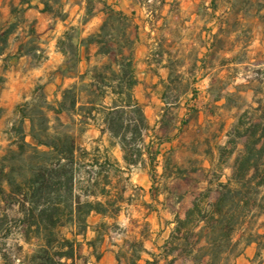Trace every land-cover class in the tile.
<instances>
[{"label":"rangeland","instance_id":"374dc122","mask_svg":"<svg viewBox=\"0 0 264 264\" xmlns=\"http://www.w3.org/2000/svg\"><path fill=\"white\" fill-rule=\"evenodd\" d=\"M124 50L134 55L145 145L160 152L154 169H127L101 119L88 117L101 101L90 84ZM263 117L264 0H0V264H43L49 234L24 210L39 202L43 168L57 164L45 145L74 141L76 196L89 178L102 181L95 164L109 169L105 155L121 169L110 177L114 206L76 237L75 264L152 261L142 249L166 264L175 217L218 200L242 151L234 129ZM258 233L259 245L224 264H264Z\"/></svg>","mask_w":264,"mask_h":264},{"label":"trees","instance_id":"16d2710c","mask_svg":"<svg viewBox=\"0 0 264 264\" xmlns=\"http://www.w3.org/2000/svg\"><path fill=\"white\" fill-rule=\"evenodd\" d=\"M128 51H122L118 60L103 68L95 76V83L90 84L92 93L101 101L97 106L89 104L88 117L92 121L101 119L103 132L109 136L110 145L119 148L127 169L137 168L146 161L154 169L160 152H153V148L145 145L149 126L143 106L134 95L138 80L133 52ZM63 112L62 108L59 114ZM246 121L234 129L235 137L242 141L239 144L242 151L235 159L232 177L225 184H219V198L215 203L196 201L185 220L175 217L170 242L162 249L161 259L166 264L191 259L195 253L194 264H224L225 257H239L242 247L259 245L262 237L258 231L264 228V223L259 224L264 220V117L258 122ZM44 147L48 150L46 155L52 156L57 164L43 168L35 183L39 187L36 190L39 202L24 212L29 222H33L30 227L38 233L49 234L37 252L38 259L43 264H75L76 237L85 236L91 215L105 218L108 209L114 206L115 188L110 177L117 176L121 169L116 163L110 168L105 155L109 169L99 166V162L95 164L99 168L97 176L104 174L102 181L89 178L85 181L86 192L76 196L75 172L68 171L76 157L74 141L66 145L58 141ZM62 162L67 165L61 166ZM63 230H70L71 239L60 236ZM171 242L176 248L171 247ZM175 250L179 251L178 256L172 258ZM141 253L152 259L144 264H156L155 256L143 249Z\"/></svg>","mask_w":264,"mask_h":264}]
</instances>
